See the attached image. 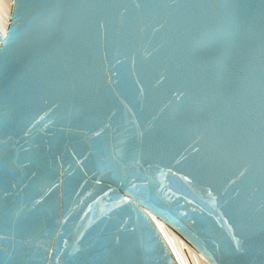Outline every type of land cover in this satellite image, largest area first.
<instances>
[{
    "label": "water",
    "instance_id": "water-1",
    "mask_svg": "<svg viewBox=\"0 0 264 264\" xmlns=\"http://www.w3.org/2000/svg\"><path fill=\"white\" fill-rule=\"evenodd\" d=\"M152 217L264 264V0L12 3L0 264H179Z\"/></svg>",
    "mask_w": 264,
    "mask_h": 264
},
{
    "label": "bare ground",
    "instance_id": "bare-ground-1",
    "mask_svg": "<svg viewBox=\"0 0 264 264\" xmlns=\"http://www.w3.org/2000/svg\"><path fill=\"white\" fill-rule=\"evenodd\" d=\"M12 9V0H5L0 5V30L4 32L7 28L10 13ZM163 236L171 247L179 264H210L203 256L196 252L191 245L169 229L164 223L155 217H152Z\"/></svg>",
    "mask_w": 264,
    "mask_h": 264
},
{
    "label": "snow or ice",
    "instance_id": "snow-or-ice-1",
    "mask_svg": "<svg viewBox=\"0 0 264 264\" xmlns=\"http://www.w3.org/2000/svg\"><path fill=\"white\" fill-rule=\"evenodd\" d=\"M5 2V0H0V5H2ZM13 6H15V4L17 3V0H12ZM13 19H16V17L14 16ZM148 207H151V205H147ZM235 251H240V247L239 245H236V247L234 248ZM171 264V262H170Z\"/></svg>",
    "mask_w": 264,
    "mask_h": 264
}]
</instances>
